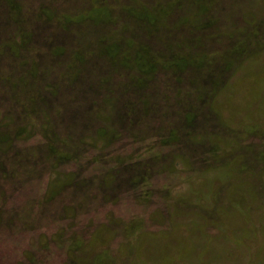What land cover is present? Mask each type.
<instances>
[{
    "label": "rangeland",
    "instance_id": "rangeland-1",
    "mask_svg": "<svg viewBox=\"0 0 264 264\" xmlns=\"http://www.w3.org/2000/svg\"><path fill=\"white\" fill-rule=\"evenodd\" d=\"M23 1L64 27L105 11ZM136 2L112 33L143 16L144 41L112 49L109 30L0 34V264H264V0ZM135 63L149 80H127Z\"/></svg>",
    "mask_w": 264,
    "mask_h": 264
},
{
    "label": "bare ground",
    "instance_id": "bare-ground-1",
    "mask_svg": "<svg viewBox=\"0 0 264 264\" xmlns=\"http://www.w3.org/2000/svg\"><path fill=\"white\" fill-rule=\"evenodd\" d=\"M97 7H100V9H105V11L98 12L95 14V19L98 21L96 25L92 22L94 19L91 18V23L89 24L90 26H81L73 23H68L65 27L61 26L59 24H54L52 23L49 19L42 17L40 19L34 18L31 15L28 14L27 10L29 7V2L23 1L22 4H15L11 0L10 2H7L6 0H0V34L3 33H13L15 34L19 29H24L26 30V33L24 32L23 35L20 37L21 41H24L25 45L27 43H31L34 45H39L40 43H44L45 40L41 37L42 31H44L47 28H54L56 29L57 35H53V38H56L59 40L61 39H69L71 36L69 35V29L74 28L76 31L81 32L82 29L89 35H94L97 33H101L103 35L104 31L109 30L110 33L108 35H105V40L100 41V39L97 37L95 39V42H100L104 46H110L111 49L113 47H116L122 43V40L124 38V35H128L130 37H133L139 42L144 41V38L141 37L142 35V29L146 27L148 24V19L144 18L141 16H135L131 14V22L130 24L126 26V31L127 33L124 34H119V33H112L113 28L119 32L120 31V24L116 21V19H119L122 17H129V14L125 13V8L127 7H133L137 5L136 0H133L132 2L126 1V0H119V3L116 5H113L112 0H98L97 1ZM138 6H135L134 9H136ZM221 11L223 10V6H220ZM219 8V9H220ZM27 9V10H26ZM14 11V12H12ZM176 8L174 6H170L169 9L166 10L164 15H169L171 12H175ZM222 19V18H221ZM223 21V20H221ZM117 22V23H116ZM59 34V35H58ZM144 36V35H143ZM226 39V37H225ZM146 41V40H145ZM229 42V41H228ZM226 42V43H228ZM46 43V42H45ZM116 54L110 50L108 52L104 59L100 60L99 63L95 62V65L97 67V71H105L107 70L110 74V71L113 73L116 71V62H114L113 57ZM125 76L127 80H139V79H134V75L139 73L145 80H149L147 76L140 70L138 67V63H135L134 65L125 68ZM163 72V71H162ZM111 73V74H112ZM82 75L78 77V79H82ZM72 80V79H70ZM155 80V79H152ZM87 88L86 84L83 83L78 89L80 90V95L82 90H85ZM143 89V86L139 85V81L130 82V90L134 93H138ZM147 90V88H145ZM82 100H86L85 105H91L92 104V99L90 98H83L81 97ZM123 98L125 102H133L134 100L128 98L126 94L123 95ZM116 99V97H115ZM121 100L118 103V108L119 112L116 110L113 113L115 114L116 117H121L126 114L125 107L123 106L122 98H117ZM207 117V115H205ZM100 121V120H99ZM90 125L94 128L98 125V119H95L92 117V119L89 120ZM101 123V121H100ZM73 191V190H72ZM53 198V197H52ZM51 198V199H52ZM50 199V200H51ZM54 198L53 200H56ZM52 200V203L54 204L55 201ZM51 202V201H50ZM13 209L9 208L6 212L2 213V216H5L9 213H11ZM35 211V210H34ZM38 215V213H37ZM11 229L14 230H20L22 228V223L20 221V218H18V221L13 224ZM81 238V233L78 232V230L72 235L71 237V243L77 242ZM95 264H113L112 261L109 258H101L97 259Z\"/></svg>",
    "mask_w": 264,
    "mask_h": 264
}]
</instances>
